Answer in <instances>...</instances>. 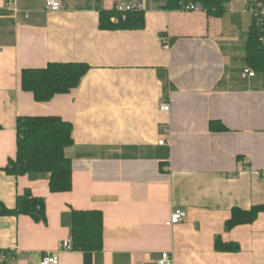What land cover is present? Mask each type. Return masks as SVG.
<instances>
[{
  "label": "crops",
  "instance_id": "obj_1",
  "mask_svg": "<svg viewBox=\"0 0 264 264\" xmlns=\"http://www.w3.org/2000/svg\"><path fill=\"white\" fill-rule=\"evenodd\" d=\"M134 3L144 28H100L101 10ZM166 3L62 0L49 11L46 0H0V201L14 208L30 191L47 217L0 216V264L46 254L58 264H156L163 252L173 264H264V212L226 229L233 208L264 204V71L247 62L253 15L245 0L220 15ZM51 62L91 69L70 93L38 102L21 74ZM47 115L73 124L70 192L52 193L47 173L4 170L17 155V119ZM176 208L186 218L166 225ZM74 210L103 213L101 251L62 248ZM218 238L238 249L218 250Z\"/></svg>",
  "mask_w": 264,
  "mask_h": 264
},
{
  "label": "trees",
  "instance_id": "obj_2",
  "mask_svg": "<svg viewBox=\"0 0 264 264\" xmlns=\"http://www.w3.org/2000/svg\"><path fill=\"white\" fill-rule=\"evenodd\" d=\"M229 0H167L166 8L182 9L183 5L195 4L213 15H220ZM142 9L127 12L100 11L102 29H142L145 27ZM247 62L257 71H264V25L253 18L247 42ZM91 66L85 62H51L43 68H27L22 71V89L33 93L38 102H48L56 95L67 94L77 88ZM216 127L215 122L212 128ZM223 129V128H222ZM74 145L73 124L60 116H21L17 119V155L10 158L4 168L13 176L28 173L50 175L52 193L70 192L73 188L72 158L67 149ZM264 204L251 209L235 207L226 222V229L253 223ZM30 215L38 221H47L45 199L26 191L17 198L14 208L0 201V216ZM72 243L74 250L84 252L101 251L104 247V215L98 210H74L72 214ZM216 248L234 251L235 244L223 243L218 238ZM4 250L0 249V254Z\"/></svg>",
  "mask_w": 264,
  "mask_h": 264
},
{
  "label": "built area",
  "instance_id": "obj_3",
  "mask_svg": "<svg viewBox=\"0 0 264 264\" xmlns=\"http://www.w3.org/2000/svg\"><path fill=\"white\" fill-rule=\"evenodd\" d=\"M247 1V9L252 13L253 18H255L259 23L264 25V0H245ZM8 8L14 11L15 13L20 12L17 7H12V2H8ZM46 9L49 11H60L62 9V0H46ZM115 9L120 12H127L131 10L141 9V4H118L115 6ZM183 10H200L203 9L202 6L195 4H186L182 7ZM28 16V13H25ZM245 75L253 77L255 76V71L252 69H246ZM161 109L164 111H168L171 109L169 103H163ZM166 131V129H165ZM165 140L162 139L160 144H164ZM242 164L244 166L248 165V160H243ZM187 213L185 210L176 208L170 215V218L166 222V225L173 226L175 224L181 223L186 218ZM62 248L64 250H73L72 240H66L62 243ZM60 262V258L56 254H46L42 257L40 264H58ZM156 264H173V259L168 252H163L161 257L157 260Z\"/></svg>",
  "mask_w": 264,
  "mask_h": 264
}]
</instances>
